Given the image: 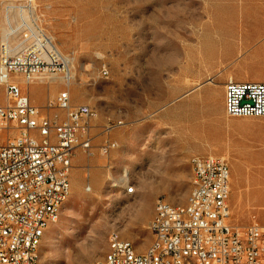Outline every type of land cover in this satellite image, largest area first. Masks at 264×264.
<instances>
[{"label":"rangeland","instance_id":"374dc122","mask_svg":"<svg viewBox=\"0 0 264 264\" xmlns=\"http://www.w3.org/2000/svg\"><path fill=\"white\" fill-rule=\"evenodd\" d=\"M22 18L37 20L74 76L69 87L62 74L30 84L16 78L23 95L43 116L65 117L56 103L65 91L72 107L99 114L93 155L80 151L72 161L70 196L44 235L41 264L103 260L114 233L144 254L157 201L187 203L194 157L228 163L238 204L232 221L264 223V119L226 114L217 127L215 110L185 97L205 83L225 91L232 79L264 82V0H0V51ZM0 103H7L2 86ZM109 122L123 126L110 135L117 150L103 156ZM16 134L5 130L1 140Z\"/></svg>","mask_w":264,"mask_h":264},{"label":"built area","instance_id":"2783aa9c","mask_svg":"<svg viewBox=\"0 0 264 264\" xmlns=\"http://www.w3.org/2000/svg\"><path fill=\"white\" fill-rule=\"evenodd\" d=\"M27 8L34 11L33 2ZM21 21L18 27L10 24L0 51V86L7 98L6 104L0 103V264H41L42 227L57 222V204L70 196L75 152L93 155L92 130L99 118L89 106L72 107L70 91L56 100L64 118L41 115L23 95L16 78L30 84L62 74L68 87L73 78L71 59L58 50L37 20ZM14 38L20 41L16 50L10 43ZM102 74L109 72L105 68ZM225 93L229 118L264 119V82L230 80ZM122 126V122L104 126L103 156L117 150L110 135ZM5 130L17 134L3 142ZM191 165L189 206L176 208L162 199L156 203L157 217L149 224L155 249L138 254L132 243L111 237V261L96 264H264V223L240 227L230 221L228 163L207 156L194 157Z\"/></svg>","mask_w":264,"mask_h":264},{"label":"crops","instance_id":"0c3cea01","mask_svg":"<svg viewBox=\"0 0 264 264\" xmlns=\"http://www.w3.org/2000/svg\"><path fill=\"white\" fill-rule=\"evenodd\" d=\"M225 95H226L225 91H221L220 89L215 88L210 83H205L190 90L185 95V97L193 98V100L197 102L199 106L203 107L205 111L215 110L217 113V118H211L210 121L216 123L217 127H221V122L224 121L226 117ZM80 151L81 150H77L75 152L73 159L76 158V156L79 154ZM230 207L234 213L237 212L238 204L237 201L233 198L230 200ZM230 221L234 225H239V226L248 224V219H240L239 217H236L235 219H233V221L232 220Z\"/></svg>","mask_w":264,"mask_h":264},{"label":"bare ground","instance_id":"6f19581e","mask_svg":"<svg viewBox=\"0 0 264 264\" xmlns=\"http://www.w3.org/2000/svg\"><path fill=\"white\" fill-rule=\"evenodd\" d=\"M11 47H12V45H11ZM19 47H20V45H17V46L15 45V47H12V49H13V50H16V49H18ZM72 78H74L73 74H72ZM40 80H42V82H43L44 80H48V78L43 77V78H41ZM63 80H64V78H63ZM191 166H192L193 176H194V165H191ZM132 187L135 188V189H134V192L131 193V194H134V193L136 192V187H135V185H132L131 187H129V188L127 189L126 193H127L129 190H131ZM67 200H68V199H66L65 203L67 202ZM65 203H59V204H57V215H59L60 209L62 208V206H63ZM187 206H189V196H188V199H187V203H186L185 205H182V206H180V205L177 206V205H176V208H186ZM155 208H156V207H155ZM155 217H157V209H155ZM50 224H51V223H46V225H44V226L42 227V240H43L44 235H45L47 229L49 228ZM125 233H126V235H128V236L130 235L129 231H125ZM111 237H114V239H118V240H120V241H122V242H128V241H125V240H123L122 238H120V236H119L118 233H114V234H112ZM111 237H110V238H111ZM41 244H42V241L38 244V256H39V257H40V248H41ZM148 249H155V235H153V242L151 243V245H150V247H149ZM104 261H111V251H110V248H108V252H107V254H106L105 258H104ZM100 262H101V260H100V261H97V262H95V263H93V264L100 263Z\"/></svg>","mask_w":264,"mask_h":264}]
</instances>
